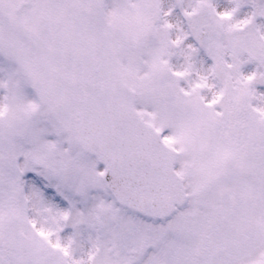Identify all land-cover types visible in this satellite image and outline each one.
Wrapping results in <instances>:
<instances>
[{"label":"snow or ice","instance_id":"1","mask_svg":"<svg viewBox=\"0 0 264 264\" xmlns=\"http://www.w3.org/2000/svg\"><path fill=\"white\" fill-rule=\"evenodd\" d=\"M0 264H264V0H0Z\"/></svg>","mask_w":264,"mask_h":264}]
</instances>
